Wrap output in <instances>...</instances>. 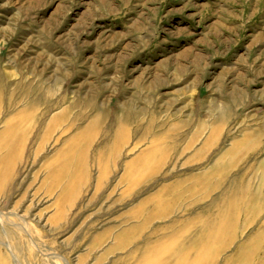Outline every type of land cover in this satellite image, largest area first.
<instances>
[{"label": "rangeland", "instance_id": "374dc122", "mask_svg": "<svg viewBox=\"0 0 264 264\" xmlns=\"http://www.w3.org/2000/svg\"><path fill=\"white\" fill-rule=\"evenodd\" d=\"M0 264H264V0H0Z\"/></svg>", "mask_w": 264, "mask_h": 264}]
</instances>
